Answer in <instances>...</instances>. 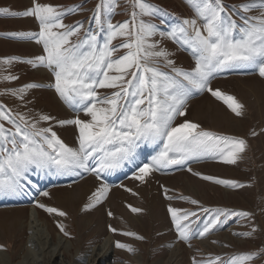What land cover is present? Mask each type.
<instances>
[{"label":"snow or ice","instance_id":"obj_1","mask_svg":"<svg viewBox=\"0 0 264 264\" xmlns=\"http://www.w3.org/2000/svg\"><path fill=\"white\" fill-rule=\"evenodd\" d=\"M187 2L204 23L198 24L197 19H183L171 31L160 32V35L173 38L191 50L195 64L190 70L176 67L166 49L157 50L158 42H149V37L154 36L159 29L140 17L157 15L159 9L147 0H132L134 10L130 20L115 25L109 20L103 45H98L97 35L91 33L77 43L70 41V37L78 34L79 27L63 24L61 17L72 11L71 8L60 10V6L35 0L33 6L23 12L0 8V14L34 16L39 21L38 33L18 32L12 35L35 37L37 43L43 44L45 55L35 57V62L28 60V63L34 67L39 64L50 68L55 78L50 87L65 103L90 117L80 119L77 116L75 119L58 121L60 125H75L78 129V147H70L51 127L38 128L36 122L29 124L19 113L18 123L0 106V121L13 125L9 129L0 123V194H14L21 189L22 181L28 180L27 174L33 167L54 168L58 174L76 175L80 174L77 171L79 169L91 172L100 179L102 173L121 168L125 163L135 164L139 156L138 149L144 144H162V147L148 163L140 164L133 172V178L141 182H145L159 168L180 166L191 160L213 158L225 164H236L242 158L241 154L247 148L245 139L204 129L189 120L176 125L173 121L177 116L186 115L184 107L193 91L207 90L222 100L236 116L243 115L244 105L234 96L210 87V81L218 72L243 67L255 68L259 76L264 77V0H246L233 6L243 10L239 23L227 11L223 0ZM115 6V0H100L94 12L97 24H101L102 12L112 13ZM254 10L258 14L246 15ZM117 37L126 38L125 42L119 46L113 45L112 41ZM118 48L126 51L123 55L114 56ZM160 58L171 67L172 74L156 66ZM18 59L15 56L5 57L2 62L11 63ZM40 86L30 83L19 91L23 93L25 89ZM98 88L114 91L108 96H101L97 92ZM40 119L49 121L54 118L42 115ZM188 171L192 172V169L188 168ZM193 174L227 187H244L235 180L199 172ZM109 190L108 184L101 183L89 197L90 203L85 205V209L99 204L107 197ZM41 194L49 195L46 191ZM165 195L169 200L186 199L193 205L199 204V201L190 197L168 196L167 190ZM38 206L46 208L43 204ZM129 207L132 212L142 211L131 205ZM46 210L59 216L67 215L54 207H47ZM168 211L181 240H188L197 234L191 228L194 220H190V217H196L195 212L171 205ZM201 211H211L213 215L203 230L199 231L200 237L222 226L229 216H252L250 212L222 208H202ZM109 228L117 232L111 225ZM60 230L65 236L69 235L63 226H60ZM122 234L143 239L134 232ZM237 235L251 236L252 233ZM115 246L129 252L135 251L130 244L120 241H116ZM261 254H264V248L258 252L233 255L222 264H245ZM220 259L217 256L207 264H216Z\"/></svg>","mask_w":264,"mask_h":264},{"label":"rangeland","instance_id":"obj_2","mask_svg":"<svg viewBox=\"0 0 264 264\" xmlns=\"http://www.w3.org/2000/svg\"><path fill=\"white\" fill-rule=\"evenodd\" d=\"M35 2L60 6V10L72 9V11L66 12L65 17L61 18L63 24L79 27L78 34L70 37L72 43L85 39L86 34L91 33L97 35L98 45H103L107 36L109 20L114 25L130 20L131 13L134 10L132 0H115L114 11L112 13L102 12L101 24H97L94 12L100 0H35ZM147 2L157 6L159 9L157 15L140 17V19L155 24L159 29L154 36L149 37V42H158L157 50L160 48L166 49L170 53L169 59L174 61L176 67L190 70L195 64L191 50L173 38L161 36L160 32L167 33L171 31L183 19H197L198 24L204 23L203 19L197 17L194 8L187 0H147ZM223 2L227 11L232 14L233 19H236L238 23L241 22L240 14L243 10L233 6L245 3L246 0H223ZM33 4L34 0H0V8H7L15 12L25 11L32 7ZM256 14L258 13L254 10L246 15ZM33 31L39 32V21H36L34 16L13 17L0 14V94H2L0 98L7 102L9 100L11 110L15 108V111L11 112L1 99L0 106L4 105L3 110L18 123L20 121L17 113L23 115L29 124L36 122L38 128L51 127L70 147H78L77 137L79 133L77 127L75 125H60L58 121L75 119L77 116L80 119H90V117H87L82 110L69 106L60 98L55 89L50 87L55 82L53 71L44 65L37 64L34 67L32 64H28V59L24 58L14 60L11 63L2 62L5 57H21L25 55H30L32 57L31 60L35 62V57L44 55L43 48L40 43H37V39L27 41L25 38L12 35L18 32ZM59 31H63V29H59ZM125 39L124 37H117L112 41V44L119 46L125 42ZM125 51L126 49L118 48L114 56L123 55ZM156 66L161 71L172 74L171 67L166 64L163 58L159 59ZM224 71L215 74L210 81V87L213 89L218 88L222 92L234 96L244 105L243 115L236 116L222 100L212 96L207 90L202 92L193 91L184 107L186 115L177 116L173 124L176 125L184 122V120H189L199 124L204 129L243 138L247 141V148L241 154L242 158L236 164H225L219 159L204 158L191 160L181 166H175V169L171 171L162 169V173L175 175H172L170 180L166 179V183H161L160 189L163 194L167 190L168 196L190 197L199 201V204L193 205L189 203L190 200L186 199L168 200L169 204L174 201L172 207L190 209V211L196 213L198 218L190 217V220H194L191 225L193 232L195 229L197 230L202 219L209 221L207 217L211 211L206 213L204 218V212L201 211L202 208L212 210L218 207L231 209L235 212H250L252 216H229L224 226L222 225L223 227H217L209 234L207 233L208 235L203 237L193 235L188 240H180L179 235H176L177 231L171 215L165 210V203L162 208L164 209L166 221L161 216L159 206L150 205L151 195L147 197L141 196L139 193L128 191L125 188L124 185L127 186V184L134 188L137 186V189L140 188L141 194L142 192L146 193L142 187V182L139 180L138 183L136 180L128 179L127 183L123 184L126 181L125 179L133 176L135 170L122 179L120 184L123 185L119 184L111 189L109 188L111 192H108V197L107 199L105 198L106 200L104 199L105 201L102 205L91 209H85L81 200L85 192L91 190L90 192L93 193L101 183L112 185L104 181L105 175L101 176L100 180L103 182H100L97 181L98 179L94 174H86L79 178L77 181H80L79 183L73 184L74 181H67L48 191V196L39 198L44 202L43 204L46 205L45 202H47L67 213L66 216H59L55 213L52 215L46 208H43L46 212L43 209H39L42 216L49 219L48 223L54 237L56 235H59V237L64 235L60 230V226H63L64 230L69 233V235H64V237L71 239L74 243L71 245V249L65 251V260L63 256L61 257L63 262H68L69 260L76 262L80 258V261L78 260L81 262L80 264H83V262L88 263L90 261L88 260L89 253L92 252L95 246L103 244L104 238L109 235L108 224L112 223V228L118 230L115 234L116 241L130 244L135 249V251L129 252L126 249L117 248L113 239V253L109 262L115 264H165V262L171 264L173 262L176 263V260L179 262L178 264H207L209 260H214L217 256L221 259L216 264H222V262L228 261L233 255L258 252L261 248H264V77H260L258 70L255 68L236 72L231 70ZM9 76H15L16 79H5V77ZM30 83L41 86L25 89L23 93L19 91ZM112 91L114 90L97 89L101 96H108ZM42 115H49L54 119L43 121L40 119ZM0 123H3L9 129L13 127L7 121H0ZM253 132H255V135H252ZM188 168H191L192 172L187 173ZM184 170L187 171L178 173ZM196 172L220 179L235 180L243 184L244 187L232 188L204 180L201 176L193 174ZM35 173L34 168L30 169L27 174L28 180L35 177ZM153 175L157 177L155 173H152L151 177H154ZM187 175L191 182L199 186L200 195L197 194L198 189H195V185L192 190L196 193L189 190L190 185L188 183H184L187 187L183 184L184 180L188 178ZM158 177L164 178L160 175ZM83 179L86 180L81 181ZM184 186L191 194L186 195L187 192L182 189H185ZM163 194V199L167 200ZM91 195L90 193L87 194L88 199ZM201 195H203L202 199H200ZM129 205L132 207H143L142 212H139L140 218L136 217V213L131 211ZM34 207L36 208L32 204H19L13 207L15 208L13 210H0V252L2 250L4 252L0 253V256L2 255L0 264H5L2 258L8 257L6 248L14 255L12 259L14 262L20 261L23 247L30 234L32 235L33 233L27 224L23 225L22 228H20V224H24L25 221L30 219L31 212L35 211ZM109 209L111 213L114 211L113 218L108 215ZM36 215H38V211ZM211 216L209 215L210 218ZM158 221L159 223H157ZM124 232H134L138 236H142L143 239L125 236L122 234ZM248 232H251L252 235H237V233ZM177 243H180L182 249L180 254L182 257L178 256L179 258L172 254V249ZM37 245L38 243L33 248L38 247ZM172 259L173 261H171ZM4 261L7 260L5 259ZM245 264H264V254L252 261L245 262Z\"/></svg>","mask_w":264,"mask_h":264},{"label":"bare ground","instance_id":"obj_3","mask_svg":"<svg viewBox=\"0 0 264 264\" xmlns=\"http://www.w3.org/2000/svg\"><path fill=\"white\" fill-rule=\"evenodd\" d=\"M17 12H23V11L21 10V11H17ZM65 15L62 16L61 18L65 17ZM36 21H37V19H36ZM33 33H38V32H34L33 31ZM25 39L28 41V40H35L36 38L34 37V38H25ZM40 46L43 48V44L42 43H40ZM42 51H43V54L45 55L44 49H42ZM21 58L29 59V60L32 59V57L30 55L29 56L25 55V56H23ZM247 69H250V67H243V68H239L237 70H243L244 71V70H247ZM42 81H44V80H42ZM42 81H40V82H42ZM159 145L160 144H157V145H148V144L141 145V148L138 149L139 156H138V159H137L135 164L125 163L124 166L121 167V168L115 169V170L110 171V172L102 173V174H104L107 177H109L108 178L109 184L114 185L113 187L118 186L119 183H120V180L124 178V176L128 173L129 170L135 168L136 166H139L142 163H148L150 161L151 157L153 155H155L157 151L160 150V149L157 148ZM210 163H215V162H210ZM174 166H177V165H170V166L162 167V168L168 169V168H171V167H174ZM162 168H159L158 170H155L153 172V173H155V175H157V177H155L153 175L154 177L150 176V177H148L146 179L145 182H142V184H143L142 187L145 189L146 193L142 192V194H141V192L139 191L140 188L137 189V186H136V188H134L132 186H129L128 184H127V186L126 185H124V186L127 189H131V191H135V193H139L141 196L147 197V196L151 195V204L150 205H155L157 207L159 206V208L161 209V214L162 215L160 213L159 214L164 218V212H163L164 209L162 208L164 206V203H165V210L168 211L169 205L173 206L172 203L174 204V201H172V203L169 204L168 203L169 199H167L166 195L161 192L160 184L167 182L165 177H169L170 176V178H171V176H172V175H161V174H159L158 171L160 169H162ZM37 170L40 172V174H38V177L36 176L37 179L34 180V181L32 179L28 180V181H30V183H28V181H22L23 187L21 189H19L16 193L9 194V195L0 194V208H2L1 206H4L5 208H7L10 205H16V204H19V203H34V202H36L37 204H43L44 202L41 201L39 198H41L43 196L41 193H43V192H45V191H47L49 189V186H47V184L49 182H53L54 183L53 185L55 186L56 184H60L61 182L68 181V180H70V181L71 180H75L76 181V180L79 179V176L81 174H83V175H86V174L91 175V174H93L91 172H83L82 170H79V169L77 170V171L80 172L79 175H76L75 173L58 174L55 171L54 168L53 169H37ZM159 175H161V177L164 176L165 179L164 178H159L158 177ZM129 180H136V179H134L132 177ZM136 181L138 182V180H136ZM187 181H188L190 187L194 186V183L191 182L190 179H187ZM100 182H103V181H100ZM184 185L186 186V184H184ZM162 186H164V185H162ZM186 187H185V189L187 191L188 189ZM90 191L91 190H89V192L86 191L84 196L83 197L81 196L82 197L81 200L83 201L84 206L86 204L90 203V200L87 197L88 193L92 194ZM124 194L126 195V193H124ZM162 194H163V196L165 195V198L167 200L163 199L164 197H162ZM105 200L103 199L99 204H96L95 207H97L99 205H102V203ZM143 200H145V199H143ZM45 203H46V208L47 207H53L49 203H47V202H45ZM113 203H115V202H113ZM204 205L206 206V204H204ZM54 208H55V206H54ZM135 208L142 209L143 207L142 208L141 207H135ZM9 209L12 210L13 208H9ZM39 209L42 210L41 207L36 205V210L38 211V215H36V211H32L29 220L25 221L24 224L23 223H21V224L19 223L21 225L20 228H22L23 225L27 224L30 227V230H32V232H33L32 235L30 234L29 238L27 239V241H26V243H25V245L23 247L22 256H20V261L19 262H17V261L14 262L12 260L14 258V255L11 254L9 249L6 248V251L8 252V253L6 252V254H7L8 257H5V259L7 261H4L5 259L3 257L2 258L3 262L5 264H80L81 262H79L80 261L79 257H77V258H79L78 259L79 261L77 260L76 262L75 261H70V260L68 262H65V261L63 262L61 260L62 256L64 257V260H65V257H66V252L65 251H67V249H71V245H73L74 243H73V241L71 239L65 238L64 235H61L60 237H59V235H56V237L58 236L57 237L58 239L56 237H54L52 235V231H51L49 223H48L49 219L47 217H43L42 213L40 212L41 210H39ZM3 210H8V209H3ZM43 210L45 211V209H43ZM188 210L190 211V209H188ZM135 213H136V217L140 218L139 212H135ZM52 215H53V213H52ZM205 215H206V213H204V218H205ZM209 215H213V214L210 213ZM209 215H208L207 218L210 220L211 218L209 217ZM155 216H157V215H155ZM141 220H142V218H141ZM151 220H153V219H151ZM163 220L166 221V218H164ZM206 222L207 221L204 220V219L201 220V222L199 223V226L197 227V230L195 229V231H194L195 233H197L196 235H198L199 231L203 230L204 225H205ZM157 223H159V221ZM112 224H111V227L113 226ZM140 226L142 227V225H140ZM223 226H224V224H223ZM223 226H219L218 228L223 227ZM132 228H133V226H132ZM137 229H138V227H137ZM140 229H142V228H140ZM208 234H206V235H208ZM49 235H51V236L49 237ZM176 235L178 236V233ZM113 239H115L113 232H109L108 237L104 238L103 244L95 246L92 249V252L89 253L88 260H90V261L88 263H84L83 262V264H115V263L109 262L111 260V256H112V253H113V247H112L113 246ZM37 243H38L37 246L39 248L38 247L33 248ZM0 253H4L3 250ZM181 253H182L181 245H180V243H177L174 246V248L172 249V254H173V256L176 255L178 257V256H181L180 255ZM84 254H86V253H84ZM0 257H2V255ZM171 261H173V259ZM178 263L179 262H177V260H176V263L173 262L171 264H178ZM165 264H169V263L165 262Z\"/></svg>","mask_w":264,"mask_h":264},{"label":"crops","instance_id":"obj_4","mask_svg":"<svg viewBox=\"0 0 264 264\" xmlns=\"http://www.w3.org/2000/svg\"><path fill=\"white\" fill-rule=\"evenodd\" d=\"M185 172H186V171H185ZM181 173H182V172H181ZM177 174H178V173H177ZM172 175H175V174H172ZM160 176H161V175H160ZM163 177H164V176H163ZM187 177H188V178H186V179L184 180L186 183H188L187 179H189V176H187ZM165 178H166L167 180H168V179H169V180L171 179L170 176H169V177H165ZM185 182H183V183H185ZM193 183H194V182H193ZM188 184H189V183H188ZM194 185L196 186V187L194 186L195 189H198V190L200 191L199 186H198L197 184H194ZM192 187H193V186L190 187V189H189L190 191H192ZM182 189L186 191V189H184V188H182ZM177 190H179V189H177ZM177 190H176V191H177ZM189 190H187L188 192L186 191V192H187L186 195H189V193L191 194V192H190ZM199 191H198L197 194L200 195V192H199ZM192 192L196 193L194 190H193ZM202 197H203V195H201V198H200V199H202Z\"/></svg>","mask_w":264,"mask_h":264}]
</instances>
